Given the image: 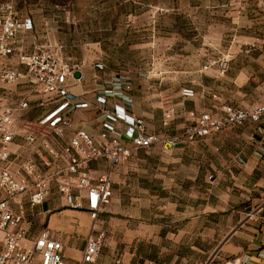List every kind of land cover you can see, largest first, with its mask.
Here are the masks:
<instances>
[{
  "label": "crops",
  "instance_id": "obj_1",
  "mask_svg": "<svg viewBox=\"0 0 264 264\" xmlns=\"http://www.w3.org/2000/svg\"><path fill=\"white\" fill-rule=\"evenodd\" d=\"M33 23V30L20 32L10 43L14 54L2 61L5 67L20 69L21 53L62 45L47 46ZM65 47V60L81 75L80 79L74 77L68 82L79 99L95 105L96 98L105 90L117 87L118 68L112 59L102 57V48L84 47L75 53L71 47ZM260 51L264 50L252 53ZM136 80L139 89L131 83V90L108 97L109 105H124L145 122L151 133L175 138L177 145L133 151L132 155L145 153L147 159L114 170L111 204L96 223L98 231L106 234L105 247L97 261L89 264H264V120L227 128L194 143L185 141L183 136L194 111L222 118V104H260L247 105L216 94L215 84L227 82L208 80V72L199 82L183 88L178 85L171 96L166 93L170 82L158 73ZM240 88L236 94L242 95L246 90ZM184 89L194 90L195 96L183 97ZM24 102L28 107L21 108ZM60 103L57 95L43 94L25 80L16 84L0 80V115L14 109L17 136L11 152L38 162L44 174L66 166L47 156L43 142L54 143L55 136L40 123ZM70 115L73 131L82 129L95 138L103 132L100 114L94 106L74 110ZM168 115L171 117L167 118ZM73 131L64 142L69 141ZM29 133L37 135L36 144L27 142ZM40 154L47 158L42 159ZM154 158L156 165L149 161ZM104 170V163L91 165L94 176ZM203 184L208 185L210 195L205 206L197 207V186ZM19 202L22 206H17V212L26 214L24 227L31 234L49 230L63 243L66 264L82 262L93 226L86 210L65 207L55 185L45 203L34 212L30 211L27 196L20 197Z\"/></svg>",
  "mask_w": 264,
  "mask_h": 264
},
{
  "label": "built area",
  "instance_id": "obj_2",
  "mask_svg": "<svg viewBox=\"0 0 264 264\" xmlns=\"http://www.w3.org/2000/svg\"><path fill=\"white\" fill-rule=\"evenodd\" d=\"M7 11V15L0 16V80L7 84L25 80L33 89L61 98V103L40 123L51 129L55 136L54 143L43 142L47 156L55 163H66V166L44 174L38 162L13 155L11 145L17 136L14 109H7L0 115V264H66L63 243L47 229L38 235L31 234L24 227L26 214L17 212V206H22L20 202L17 204L20 197H28L30 211L34 212L51 195L53 185L65 207L86 210L93 221L80 264L95 263L106 242L105 232L98 231L96 223L111 204L114 170L126 162L133 151L148 150L158 145H177V139L151 133L145 122L131 114L124 105H109L108 97L131 90V82L123 77H118L117 87L108 88L98 96L95 105L79 99L68 86L76 69L65 60L64 45L21 53L18 56L20 69L5 67L2 61L14 54L10 43L20 32L31 31L34 26L31 19L19 18L12 7L8 6ZM257 49L264 50V38L252 45L251 50ZM182 95L192 98L195 92L184 89ZM92 106L100 114L103 127L98 138L82 129L73 131L70 115L74 110ZM20 107L26 108L28 104L21 103ZM221 111L225 117H214L209 112H192L191 123L183 135L185 141L197 142L226 128L264 120V104L248 109L223 105ZM72 131L69 141L64 142ZM26 140L34 145L38 137L29 133ZM40 156L47 158L45 154ZM99 162L105 164V170L94 176L91 165Z\"/></svg>",
  "mask_w": 264,
  "mask_h": 264
},
{
  "label": "rangeland",
  "instance_id": "obj_3",
  "mask_svg": "<svg viewBox=\"0 0 264 264\" xmlns=\"http://www.w3.org/2000/svg\"><path fill=\"white\" fill-rule=\"evenodd\" d=\"M8 6L37 24L47 46L62 44L75 53L102 48L116 75L137 89L136 79L158 73L170 82L171 96L178 85L199 82L208 72V80L227 82L215 84L216 94L264 103V51L251 50L264 38V0H0V16ZM240 87L242 95L236 94ZM146 159L145 153L131 154L119 168ZM206 186H197V207L208 201Z\"/></svg>",
  "mask_w": 264,
  "mask_h": 264
},
{
  "label": "water",
  "instance_id": "obj_4",
  "mask_svg": "<svg viewBox=\"0 0 264 264\" xmlns=\"http://www.w3.org/2000/svg\"><path fill=\"white\" fill-rule=\"evenodd\" d=\"M74 77H75L76 79H80L81 75H80L79 72H76V73L74 74Z\"/></svg>",
  "mask_w": 264,
  "mask_h": 264
}]
</instances>
